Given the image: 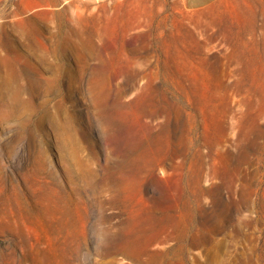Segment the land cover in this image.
<instances>
[{
  "label": "rangeland",
  "instance_id": "1",
  "mask_svg": "<svg viewBox=\"0 0 264 264\" xmlns=\"http://www.w3.org/2000/svg\"><path fill=\"white\" fill-rule=\"evenodd\" d=\"M1 95L0 264H264V0H0Z\"/></svg>",
  "mask_w": 264,
  "mask_h": 264
},
{
  "label": "bare ground",
  "instance_id": "2",
  "mask_svg": "<svg viewBox=\"0 0 264 264\" xmlns=\"http://www.w3.org/2000/svg\"><path fill=\"white\" fill-rule=\"evenodd\" d=\"M18 96H19L18 93H17L16 95H14L15 102L18 101ZM4 100H5V99H4L3 95H1V96H0V103H1V105H2L3 107H6V105H5L6 103L4 102ZM13 107H14V106H12L11 108H9V110H10V109L13 110Z\"/></svg>",
  "mask_w": 264,
  "mask_h": 264
}]
</instances>
